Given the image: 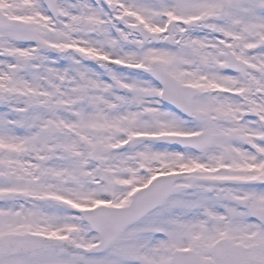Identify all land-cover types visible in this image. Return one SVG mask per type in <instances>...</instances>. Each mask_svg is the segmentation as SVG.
<instances>
[{
    "label": "snow or ice",
    "instance_id": "6c2138e0",
    "mask_svg": "<svg viewBox=\"0 0 264 264\" xmlns=\"http://www.w3.org/2000/svg\"><path fill=\"white\" fill-rule=\"evenodd\" d=\"M0 264H264V0H0Z\"/></svg>",
    "mask_w": 264,
    "mask_h": 264
}]
</instances>
